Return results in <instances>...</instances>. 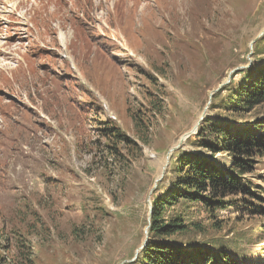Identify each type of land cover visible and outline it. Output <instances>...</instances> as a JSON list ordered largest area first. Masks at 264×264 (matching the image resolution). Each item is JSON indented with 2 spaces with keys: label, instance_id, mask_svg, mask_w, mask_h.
<instances>
[{
  "label": "rangeland",
  "instance_id": "1",
  "mask_svg": "<svg viewBox=\"0 0 264 264\" xmlns=\"http://www.w3.org/2000/svg\"><path fill=\"white\" fill-rule=\"evenodd\" d=\"M114 1L20 0L7 24L0 19V41L22 57L13 67L0 60V264L133 258L179 148L169 150L204 111L229 114L210 108L211 91L264 64V0ZM31 8L34 19L20 24ZM55 23L72 33L67 47ZM25 28L28 38L17 36ZM255 116L264 103L244 120ZM212 159L231 162L227 153ZM243 177L249 193L196 214L205 231L189 236L251 264L264 261V157Z\"/></svg>",
  "mask_w": 264,
  "mask_h": 264
},
{
  "label": "trees",
  "instance_id": "2",
  "mask_svg": "<svg viewBox=\"0 0 264 264\" xmlns=\"http://www.w3.org/2000/svg\"><path fill=\"white\" fill-rule=\"evenodd\" d=\"M257 61L239 70L237 81L230 80L212 95L210 108L223 106L229 114L206 116L188 137L204 153L179 147L171 156L164 177L168 183L152 198L148 241L134 260L123 264H239L241 259L223 245L196 240L194 232L203 233L205 227L195 215L220 212L231 204L230 197L249 193L243 176L264 157V116L244 120L264 103V64ZM218 153L230 156L228 167L212 159Z\"/></svg>",
  "mask_w": 264,
  "mask_h": 264
},
{
  "label": "bare ground",
  "instance_id": "3",
  "mask_svg": "<svg viewBox=\"0 0 264 264\" xmlns=\"http://www.w3.org/2000/svg\"><path fill=\"white\" fill-rule=\"evenodd\" d=\"M49 0H46V3L48 2ZM114 1V0H113ZM116 1V0H115ZM114 1V2H115ZM18 3H20V0H13V6H10V9H0V10H2L1 12H3L4 13V15H1L0 14V19L2 20V22H4V23H6L7 22V18H9L7 15H5L6 13H15L17 10H16V5H18ZM113 3V2H112ZM29 10V11H28ZM32 11V12H31ZM37 11L36 10H34L33 8H31V10L30 9H26V10H24L21 14H20V16H21V18L18 20V22L21 24V23H24V22H22V19L24 20V21H27V20H33L34 19V17H35V13H36ZM32 16H34L33 18H32ZM48 18V17H47ZM44 19H46V18H44ZM43 22V21H42ZM35 24L37 25V24H40V23H38L37 21H34V24L32 25L33 27L35 26ZM58 24H59V27H61V22L60 21H58ZM58 24L57 23H55V25H54V27L55 28H57V30L59 31L58 32V38L64 43V41L65 42H67V44H66V47L68 46V42H69V39H70V37L72 36V33H70L68 36H66V33L65 32H63V30L62 29H60L59 27H58ZM25 30L26 31H24V32H22L21 34L22 35H17V36H20V37H28V35H27V28H25ZM4 31H7V30H4ZM0 34H5V32L3 33V24L0 26ZM16 34H18V33H16V32H14L13 33V35H16ZM20 37H17V38H20ZM43 37H45V34H44V36ZM45 40H47V38H44ZM37 40L38 41H40L41 42V38H40V32H38V34H37ZM28 42H31V40L29 39V41ZM20 44V43H19ZM7 45V42H5V41H0V51H12V50H10V49H8V47L6 46ZM19 48H20V46H19ZM26 51V50H25ZM110 113H112V112H110ZM182 140H184V135L181 137V139H180V141H182ZM179 141V142H180ZM167 163V160H166V162L163 164V169H164V167L167 165L166 164Z\"/></svg>",
  "mask_w": 264,
  "mask_h": 264
},
{
  "label": "water",
  "instance_id": "4",
  "mask_svg": "<svg viewBox=\"0 0 264 264\" xmlns=\"http://www.w3.org/2000/svg\"><path fill=\"white\" fill-rule=\"evenodd\" d=\"M263 33H264V30L258 35V37H259L261 34H263ZM254 40H255V39H254ZM254 40H253L252 42H254ZM218 89H219V87L216 88V89H214L213 91H211V92L209 93V100L212 98V95H213L216 91H218ZM205 117H206V111H204V112L202 113V115L200 116V118H199V119L196 121V123L193 125L192 129H190L185 135L183 134L185 140H186L190 135H192L193 133H195V132L197 131L198 126L204 121ZM183 135H182V136H183ZM182 143H183V142L176 143L175 146H173V147L169 150V152H172L173 150L179 148L180 145H181ZM169 154H170V153L167 154V158H166L167 161L169 160ZM166 164H168V163H166ZM163 170H164V169H163ZM162 177H163V172L160 174V176H159L158 178L155 179V185H154V187L156 186V182L160 181V180L162 179ZM152 208H153V207H152V204L149 202L148 224H147L146 227H145V230H144V238H143L141 244H140L139 247L136 249L133 258L128 259V260H124L121 264H123V263H125V262H129V261L134 260V259L136 258V256H137L138 252H139L141 249H143V247L146 245V242H147L148 237H149V236H148V229H149V225H150V218H151V215H152Z\"/></svg>",
  "mask_w": 264,
  "mask_h": 264
},
{
  "label": "crops",
  "instance_id": "5",
  "mask_svg": "<svg viewBox=\"0 0 264 264\" xmlns=\"http://www.w3.org/2000/svg\"><path fill=\"white\" fill-rule=\"evenodd\" d=\"M62 60V59H61Z\"/></svg>",
  "mask_w": 264,
  "mask_h": 264
}]
</instances>
